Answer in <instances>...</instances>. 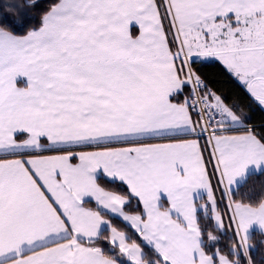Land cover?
Here are the masks:
<instances>
[{"label":"snow or ice","instance_id":"1","mask_svg":"<svg viewBox=\"0 0 264 264\" xmlns=\"http://www.w3.org/2000/svg\"><path fill=\"white\" fill-rule=\"evenodd\" d=\"M0 264H264V0H0Z\"/></svg>","mask_w":264,"mask_h":264},{"label":"trees","instance_id":"2","mask_svg":"<svg viewBox=\"0 0 264 264\" xmlns=\"http://www.w3.org/2000/svg\"><path fill=\"white\" fill-rule=\"evenodd\" d=\"M210 73H211V76H212L213 79H221V78L216 74L215 69H210ZM257 118L259 119V114H258Z\"/></svg>","mask_w":264,"mask_h":264}]
</instances>
